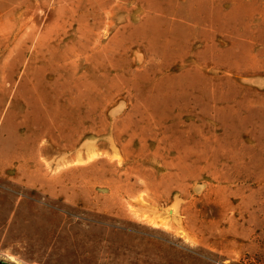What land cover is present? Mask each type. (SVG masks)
Returning <instances> with one entry per match:
<instances>
[{"label":"rangeland","instance_id":"obj_1","mask_svg":"<svg viewBox=\"0 0 264 264\" xmlns=\"http://www.w3.org/2000/svg\"><path fill=\"white\" fill-rule=\"evenodd\" d=\"M0 264H264V0H0Z\"/></svg>","mask_w":264,"mask_h":264}]
</instances>
